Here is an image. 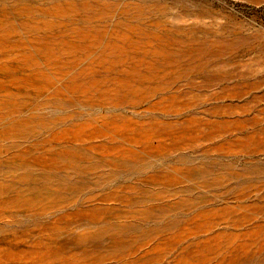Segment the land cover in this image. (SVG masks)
Instances as JSON below:
<instances>
[{"label":"rangeland","instance_id":"374dc122","mask_svg":"<svg viewBox=\"0 0 264 264\" xmlns=\"http://www.w3.org/2000/svg\"><path fill=\"white\" fill-rule=\"evenodd\" d=\"M71 1L0 0L14 25L0 29V86L12 91H0V146L18 145L0 154V264H264V0ZM23 14L114 41L146 42L166 21L174 39L221 38L235 52L207 84L182 79L140 104L120 89L104 100L122 107L106 110L87 99L130 79L115 52L99 60L108 41L60 58L28 40ZM92 80L100 90L83 93ZM19 119L28 126L4 135Z\"/></svg>","mask_w":264,"mask_h":264},{"label":"bare ground","instance_id":"6f19581e","mask_svg":"<svg viewBox=\"0 0 264 264\" xmlns=\"http://www.w3.org/2000/svg\"><path fill=\"white\" fill-rule=\"evenodd\" d=\"M72 2L77 3L78 0L68 2V6L72 7ZM60 4L61 3L59 2L56 6L60 7ZM114 4L115 3L113 2H109L105 0H84L83 5H81V7L87 9L90 8V6L105 7L107 5V7L109 6V8H112ZM28 8H29L28 9L29 12L33 10L35 7L31 6ZM40 10L43 11L44 9H40ZM47 10L45 11L47 12ZM21 11L22 10H20V12ZM19 15L22 14L20 13ZM23 15L28 17L27 19L25 18V20L23 21L24 29L28 33L34 34L30 38H28V40L36 41L38 44H44V42H47L49 47L50 46L57 47L60 52V58L71 54L74 55L81 53L82 55V52L87 50L89 53L87 52V54L85 55L88 56L91 53L90 51H93V48L96 45H101L100 43L104 40L108 41L105 44L106 48H104L108 51V53L104 54L105 56L104 59H99V60L103 61L107 56L112 57L116 53L117 56L120 57V59L124 60L125 66L127 64V67L118 68V70L120 71V73L126 74L127 77H130V79H133L135 82L132 83L131 81H129L130 80L129 78L122 79L120 76H115V78H113V83L115 84V86L112 88L114 89L112 93H111L112 89L107 88L104 91H102L100 98L95 97L96 99H92V98L87 99L90 105L94 107L95 106L104 107L106 110H111L112 108H114L113 110H115V109H119V107H122L121 100L120 101L104 100L107 94L108 95L118 94L114 92L120 91V89L126 91L140 92V96L142 98L140 99V101L135 102V104H140V102L145 99L149 100L150 98L155 97L157 93H166L169 88L167 86H169L170 83L173 85L174 82H177L182 79L187 80L193 76L202 75L203 77H205L206 79L205 83L207 84L209 83L208 80L209 68L212 65L218 63L219 61L232 56L235 52L234 47H232V43H230L228 40L221 38H214L211 40L210 39L198 40L188 36V37H182L181 39H174L173 38L174 31L173 29H171L172 27L171 28L168 27L169 25H167L168 23L166 21H163L162 23L157 22L151 24L154 25L155 28L158 27V24L163 26L162 28L165 31V33L160 35L159 33H156V31L150 32L148 34L149 39L146 42L143 41L140 42L138 41L137 38L133 39L127 33H123L118 41H114L107 39L108 33L105 32L104 29L100 30L99 36L92 35L91 33H88V31H84L83 29L79 30L78 28H69L67 29L68 31L60 29L58 31L51 32L47 26V23L46 24L43 23L42 26H36L29 22L30 15L27 14H23ZM9 22L12 21L4 22V18H2V21H0V26H1L0 29H2V31L5 30L6 32H10L11 29L7 30L6 26L13 27L14 25H8ZM129 23L130 24L127 25L128 29L132 31L138 30L139 27H136V24H133L132 21H129ZM137 25H142V22H139V24ZM69 30L74 34H71ZM1 35L8 37L6 33ZM155 39L157 43L154 42ZM19 40L21 41V43H24L25 39L19 38ZM55 40L57 42H55ZM52 54L53 53L51 52L46 54L45 58L48 59ZM127 60H129L130 62L126 63ZM110 62H114V61H110ZM119 64L120 63L118 64L112 63V68L113 67L117 68V66H120ZM40 73L43 72L40 71ZM17 85H18L17 87L19 88L21 87L19 83H17ZM98 87H99V83L95 80H92L88 83V85L86 84L83 87L84 88L83 93L86 92L87 90H93V91H95L96 89L98 90ZM100 88L101 87H99V90ZM0 91L4 92L2 95H6V96L12 95V91L8 90L6 86L4 87L0 86ZM62 92L63 91H61L60 89L57 90L58 94H61ZM13 93L16 96L19 95V91ZM151 104H152L151 108H154L156 106V103H151ZM14 105H15L13 107L14 110L20 113L22 108L21 105L20 104L18 105L14 104ZM62 119L64 120L65 118ZM0 120L5 121V116H0ZM28 123L29 121L26 119L16 120L9 125L8 131L3 132V134L4 135L6 134L8 137H10V135L12 133H15L19 128H24L28 126ZM17 137L26 138V136L22 134L17 135ZM17 147L18 145L16 142L11 143L6 147L0 146V154L4 152H11L15 150Z\"/></svg>","mask_w":264,"mask_h":264}]
</instances>
